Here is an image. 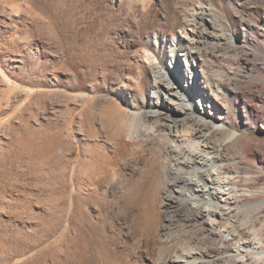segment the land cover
<instances>
[{"label": "rangeland", "instance_id": "obj_1", "mask_svg": "<svg viewBox=\"0 0 264 264\" xmlns=\"http://www.w3.org/2000/svg\"><path fill=\"white\" fill-rule=\"evenodd\" d=\"M151 1L0 0V264H156L158 248L184 232L175 224L161 232L165 144L123 139L119 110L101 96L122 90L133 102L138 78L150 90L141 61L148 35L184 34L193 19L204 27L201 8L228 31L235 10L253 22L262 10ZM211 62L213 75L234 65L229 54ZM249 132L264 138L261 128Z\"/></svg>", "mask_w": 264, "mask_h": 264}, {"label": "bare ground", "instance_id": "obj_2", "mask_svg": "<svg viewBox=\"0 0 264 264\" xmlns=\"http://www.w3.org/2000/svg\"><path fill=\"white\" fill-rule=\"evenodd\" d=\"M235 1L245 10L260 8L262 15L253 22L235 10L238 26L228 31L211 10L199 9L204 27L193 19L184 34L146 37L141 61L149 65L150 90L138 78L133 102L123 101L122 90L115 98L101 96L119 110L123 139L145 135L165 144L159 198L167 222L161 232L169 235L174 224L184 232H173L158 248L156 264H264V138L249 132L264 130V61L255 56L264 46V0ZM228 54L234 59L224 67L228 75L223 67L213 75L211 61ZM202 231L216 245H202Z\"/></svg>", "mask_w": 264, "mask_h": 264}]
</instances>
